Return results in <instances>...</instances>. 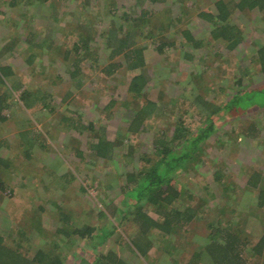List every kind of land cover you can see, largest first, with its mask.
Masks as SVG:
<instances>
[{"label": "rangeland", "instance_id": "rangeland-1", "mask_svg": "<svg viewBox=\"0 0 264 264\" xmlns=\"http://www.w3.org/2000/svg\"><path fill=\"white\" fill-rule=\"evenodd\" d=\"M29 1L0 0V76L6 77L11 71L10 80L2 78L8 84L0 86V94L10 90L8 103L11 104L0 116V179L4 181L0 183L7 187L4 192L0 189V195H3L0 199V236L5 245L30 258L42 248L54 249L55 253L68 257L65 264H97L94 254L100 256L109 252L129 264H173L183 250V256L188 259L196 248H203L206 255L216 256L218 245L215 242L207 249L198 244L197 238L194 243H189L195 229L189 232L192 223L189 230L184 227L168 232L166 229H146L139 218L143 212L157 218L146 199L139 202V190L134 188L135 176L145 172L155 160L141 159L142 154L154 152V138L158 135L154 133L168 124L154 117L147 121L150 124L146 131L124 132L127 126L124 114L136 106L132 100L127 107L123 105L130 99L128 86L136 72L129 68L124 55L117 58L122 65L116 71H105L113 60L108 36L103 33L109 27H116L121 36L131 33L128 43L134 45L133 36L142 37L143 45L150 42L145 52L149 78L143 99L157 101L164 98L168 101L176 94L189 96L188 101H194L200 113L196 117L186 114L185 124L195 131L207 112L196 98L200 90L195 80L200 81V75H204V81L210 84L222 82L226 93L219 92V98L215 99L217 103L226 98L225 94H232L234 89L240 88L236 84L243 73L240 66L246 69L243 73L245 83L250 79L251 84L257 86L263 80V74L249 64L264 43V13L258 8L248 12L236 11L230 23L242 29L243 38L237 47L228 49L223 42L211 41L210 27L198 16L204 9L215 10L216 0H164L156 3L143 0L141 4L137 0H116L117 7L109 4V0ZM181 6L185 7L183 11L191 14L187 12L181 17L183 20H177L176 15L182 13ZM142 8L156 9L163 17L165 14L175 19L170 23L173 28L164 32L173 35L171 40H183L179 31L186 28L204 44L194 47V43L184 39L188 44L178 42L167 51L159 52L147 37L150 31L147 23L141 25ZM110 11L117 16L111 19ZM132 18L135 20H130ZM84 32L93 38L96 35L99 42L92 40L88 51L80 50L82 60L73 74L70 72L73 63L65 62L60 53L63 47L73 48ZM15 82H20L22 87ZM13 84L20 87L15 93ZM26 88L36 98V105L41 101L48 102L52 110L26 109L21 98ZM206 96L212 98L215 94ZM114 99L117 101L112 106ZM187 107L188 104L180 100L178 107L172 108L174 117ZM262 111L264 108L249 111V115H242L239 122L223 118L219 124L221 130L208 140L204 166L197 174L189 171L181 177V183L188 188L186 186V192H182L179 207L193 205L214 219L213 214H217L214 210L223 196L214 179L216 168L232 171L229 173L236 174L237 183L244 188L246 166L257 164L264 167ZM255 124L258 128L263 127L258 137L250 136ZM226 131L229 134H224ZM219 134L223 135L225 145L214 142ZM35 140H39L37 146L28 148ZM101 141L113 144L100 153ZM93 142L101 144L93 148L90 145ZM111 149L113 153L110 155ZM194 175L196 177L192 179ZM208 182L210 187L204 191ZM243 194L241 204L239 200ZM235 196L234 206L240 211L253 209V206L244 204L250 198L249 193L239 189ZM68 214L70 221L60 220L59 217ZM252 215L249 219L254 218ZM236 216L239 219L238 214ZM172 220L174 223L175 219ZM101 222L105 224L100 227V233ZM241 224L247 222L241 221ZM89 225L97 228L94 235L86 242L77 235L79 241H75L76 236L73 237L71 231L84 230ZM205 229L203 226L199 232L203 233ZM105 231L113 234L101 243L99 238L105 236ZM239 231L242 234L243 231L249 232L248 236H253L254 242L262 236L264 227L253 221ZM144 235L151 242L138 239ZM183 237L188 241L181 244ZM147 244L150 245L149 254L145 253ZM132 245L146 259L139 258ZM245 260L247 264H264V253L253 255L252 251H247Z\"/></svg>", "mask_w": 264, "mask_h": 264}, {"label": "trees", "instance_id": "trees-1", "mask_svg": "<svg viewBox=\"0 0 264 264\" xmlns=\"http://www.w3.org/2000/svg\"><path fill=\"white\" fill-rule=\"evenodd\" d=\"M40 1L45 2L49 0ZM150 1L156 3L158 1L162 2L164 0ZM28 2L30 1L28 0ZM137 2L138 4H141L143 0H137ZM109 4L117 7L118 3L116 0H109ZM184 8V6H181L182 13L181 15H176L177 20L181 19L183 15H186L187 12L188 15L191 14L187 10L183 11ZM255 8H258L259 11L264 13V0H216L215 10L204 9L202 12L199 11L198 16L201 17V21L206 22V25L210 27V33L212 37L211 41L223 42L228 49H233L241 43L243 35L242 29L238 25L230 23L231 19L233 18L236 11L248 12L254 10ZM160 13L161 11H157L156 9L148 10L143 8L141 9L140 13V20H142L141 25L144 26L147 23V28H150L147 37L151 40V42H153L152 44L154 45V48L159 52L167 51L168 48L174 47L178 42L184 45L188 44V42L194 43L192 44L194 47L204 44V42L201 40L196 39L191 30L186 28H182L179 32L188 42L184 39L178 41L174 39L171 40L170 36L173 35L169 36L164 32L168 31L171 27L173 28L170 23L175 19L170 16H166L165 14L163 17ZM109 14L111 19L117 16L114 15L112 11H110ZM130 20H135V18ZM160 20L162 21L161 23ZM109 28L110 29L107 32H104L103 35L108 36L107 39L109 46L112 47L110 57L113 61L110 62L108 67L105 68V71H116L122 65V63L117 60V58L124 55L125 60L129 63V68L136 72L132 76L128 86V94L130 95V99H127L123 103V105L127 107L128 102L132 100L136 103V106H134L131 111L125 112L124 114V120L127 122L124 132L126 131V134H130L146 131L148 125L150 124L147 121L153 119L154 117L163 119L165 123L168 124L163 128L159 127L158 131L154 133L158 134L157 137L154 138V152L147 154L148 156L146 153L142 154L141 159L155 160L152 162L150 167L146 168L147 170L145 172L135 176L134 187L139 190L138 192L140 194L137 196L139 198V202H142L143 199H146L149 204L155 205V208L157 209L155 211L160 217L155 220L143 212L139 214V218L144 222L146 229L155 228L161 231L166 229L168 232H171L175 228L171 227V225H179L177 229L180 230L185 224L183 223L184 221L187 225L189 221L200 214V211H198V209L193 205H187L188 207L184 210L179 207L180 205L178 203L181 200L180 197L187 186L181 183V177L185 175V172L189 171H194L197 174L199 172V168L204 166L203 162L205 161L204 158H206L204 155L206 154V147L208 148L209 145L208 140H210L212 136L217 133V131L221 130L219 124L224 117H229L231 118L230 120H237L239 122V119H241L242 115H249V111L251 112L256 108H264V43L256 50V53L252 56L249 64V67H256L257 71L263 74V80H261L259 85L253 86L250 79L247 81V83H245L243 73H245L246 69L240 66L243 73L242 76H239L236 83L238 86H240V88L237 90L234 89L232 94H225L224 98H226L217 103L215 99L219 98V92L225 90L222 82L219 84L213 81L211 82L212 84H210L209 82L204 81V75H200V81L197 79L195 80V82H197L196 84L198 89L200 90V94L196 98H198L197 100L199 105L204 106L207 112L205 114L202 113L205 119L203 118L204 120L202 121L201 126L195 131H192L189 129L188 125L185 124V116L187 114L189 116L196 117L200 112L194 101L191 103L188 101L187 98H190L189 96L183 97L176 94L175 96L170 97L168 101H166L164 98L158 99L157 101L143 99V97H146L144 89L149 78L145 52L149 49L148 46L150 42L147 45H143L141 43L142 37L133 36L136 40L133 45L132 43H128L132 36L131 33L127 34L126 36H124L122 33L123 36H121V32H119L116 27ZM99 36L101 35L99 34ZM92 40L99 42L96 35L93 38L84 32L81 33L79 39L75 41L73 48L64 49L63 47V52L60 54L63 56V60L65 62L73 63L71 65L73 67V69L71 68L70 70L71 73L75 74V70L78 69L77 65L82 60V57L80 56V50L84 49L85 51H88L90 49V42ZM130 46L133 47V50L129 49ZM178 51L179 50H177V52ZM185 54L190 57L188 53ZM251 62L254 63L251 64ZM8 75L9 74L7 73V76ZM4 83V79H2V76H0V86ZM17 83L19 84L20 82H15L14 84L16 85ZM20 86H22L21 83ZM14 89L18 90L20 88L15 87ZM29 92L30 91L26 88L21 96L27 109L32 111H36L37 108L52 110L49 109L51 108V105L48 102L41 101V103L36 105L34 103L36 102V98L33 97V95H31ZM163 92L168 95L166 90ZM224 92L226 93V91ZM210 93L215 94V96L212 98H207L206 95H209ZM8 97H10V90L0 94V116H3L1 115V112L9 105ZM137 99L139 100V103ZM180 100L188 104V107L186 109H184V107L181 110L180 115L174 117L175 111L172 108L178 107ZM116 101L117 100L115 99L112 100L111 105L113 106ZM35 105L36 107H34ZM127 109H130V107ZM162 113L166 115H163ZM261 128L263 127L258 128V125L255 124L254 128H252L254 131L250 136L258 137L260 135L259 132L261 131ZM171 131L172 136L170 137L169 133ZM224 134H229V132L226 131ZM223 140V135L221 136V134H219L218 139L214 142L216 144L223 143ZM261 141L264 140L261 139ZM101 142L103 143V147L102 149L100 148V153H104V150L109 149L111 144H113L111 141ZM100 144V142L96 144L93 142L90 145L95 148L96 145L100 146ZM223 145H225V142ZM110 151L111 155L113 153V149ZM222 163L225 162L222 161ZM261 163L262 162H260V164ZM229 172L232 171H226L219 167H217L214 171V179L218 183L223 194L221 197L222 201H220V204L222 205L219 204L216 206L214 211H218L221 216H224L218 220L217 224H212V229L209 234V236H211L210 239H214L216 236H221V241L217 247L218 253L216 256L212 257V262L214 264H242L245 261L242 253L249 247L248 240L246 239L248 234L244 231L243 234L240 233V228H233V223L230 221L232 218H228L227 220L225 216L228 210L236 209L233 200L236 197L235 194L239 192V189L247 193H257V203H255V209H253L251 213L264 217V167L260 168L257 164L246 166L245 177L247 180L244 188L240 187V185L237 183L236 174L231 175ZM195 177L196 175L191 176L192 179ZM0 181L4 183L3 179H0ZM2 183H0V189H2L1 191L4 192L7 187ZM209 187L210 182H208L207 185L205 184L203 187L204 191L208 190ZM186 188H188V186ZM11 192L13 193L12 189ZM209 194H211V191H209ZM2 196L3 195H0V199ZM244 196L245 195L243 194V197L241 200H239V203H243ZM244 204L247 205V202H244ZM166 205L168 206L167 210L164 208ZM204 213L205 212H203V214ZM205 214L207 215L208 213L206 212ZM59 218L60 220L64 218V220L68 222L70 221L71 217L68 214V216L64 215ZM172 218L175 219V224L173 223ZM104 224L105 223L103 222L99 223L98 228L100 229V233V227H102ZM225 224L228 226H225ZM23 225L24 224H22V226ZM219 225H222V227L219 228ZM96 230L97 228L95 226L89 225L85 226L84 230L80 228L74 229L71 231V235L73 237L76 236L74 238L77 242L79 241L77 235L86 242L88 241V238H91L94 235ZM104 234L105 236H100L101 234L99 235V240L101 243L105 242L106 239L113 234V232L111 231L110 233H107V231H105ZM166 234L167 233H165V235ZM138 239L140 241L144 240L146 242L150 240H148L147 235H144ZM149 242H151V240ZM212 242L217 244L218 241L212 240ZM211 245L212 244H210V247ZM149 246L150 245L147 244L145 247V253L147 254ZM207 248L209 247H206V249ZM255 250L257 252L264 251V232L256 244ZM142 255L143 257L145 256L144 254ZM94 257V260H96L97 264H129L124 259L117 257V255L113 252H109L107 255L100 256L94 254ZM67 258L68 257L64 258L63 255L55 253L54 249L49 251L45 250L44 248L40 249L33 258H30L22 254L19 250L5 245L3 238L0 236V264H65V259ZM173 264H176L175 261ZM196 264H199L198 261Z\"/></svg>", "mask_w": 264, "mask_h": 264}, {"label": "crops", "instance_id": "crops-1", "mask_svg": "<svg viewBox=\"0 0 264 264\" xmlns=\"http://www.w3.org/2000/svg\"><path fill=\"white\" fill-rule=\"evenodd\" d=\"M10 56V55H9ZM4 75V74H3ZM2 78H6V80H10V75H9V78H8V76H6V77H3L2 76ZM5 84H8V82L7 81H5ZM20 87H22V86H20ZM19 87V88H20ZM15 87H14V84H13V86H12V90H13V92L15 93V91H17V90H15L14 89ZM19 90V89H18ZM25 105V104H24ZM25 107H26V105H25ZM26 109H27V107H26ZM31 127V126H30ZM86 129H88V127L86 126ZM23 133H25V131H23ZM5 140V139H4ZM6 141V140H5ZM4 141V142H5ZM1 143V142H0ZM39 143V140H35L34 141V143H33V145H31V146H27L28 148H32V147H35V146H37V144ZM11 144V143H10ZM10 147H12L11 145H10ZM11 159V158H10ZM6 160V159H5ZM9 160V159H8ZM250 194V198L246 201L247 202V204H249L250 206H253V209H255V206H256V204L255 203H257V193L256 192H252V193H249ZM153 208H154V211L155 210H157L156 208H155V205H153V204H150ZM167 205L164 207V208H166V210H167ZM188 206H183V210L185 209V208H187ZM236 208V207H235ZM253 209H249V211H247V210H244V209H241V211L239 210V208H236V209H231V210H228V213H230V214H228L227 215V213L225 214V216H226V219L228 220V218H232V220H230V221H232V223H233V228H235V229H238V228H242V227H245V225H246V227L247 226H249V225H251V223L253 222V221H257V222H259V224H260V226L261 227H264V217H262V216H259V215H256V214H254V215H252V217H254V218H252V219H249L250 218V216H251V211L253 210ZM156 212V211H155ZM239 212H241V213H239ZM156 214H157V218H155L154 216H151V215H149L152 219H155V220H157L160 216L158 215V213L156 212ZM238 214V216H239V219L237 218V215ZM148 215V214H147ZM214 215V219H210V216H209V214H203V210L202 209H200V214L198 215V217L197 218H193L191 221H189V223L187 224V226H186V222L184 221L183 223H185L184 225H183V227L182 228H184L185 227V229L187 228L188 229V226H190V224L192 223V225H191V228H190V230H189V232L191 231V229L192 228H194L195 227V229H194V231H193V233H191L192 234V238L191 239H189V243H194V238H197V241H199L200 243H198V244H202V246L206 249V247H207V245H209L211 242H212V240L213 241H215V240H217L218 242H217V245L219 244V242L221 241V236H216L214 239H210V237L211 236H209V234H210V232H211V229H212V224L213 223H216L217 224V222H218V220L220 219V218H222V217H224V216H221V214L217 211V214H213ZM242 215V216H241ZM226 221V220H225ZM241 221H246L247 222V224H241ZM224 225V224H223ZM203 226H205L206 227V229H205V231L202 233V232H199L200 231V229L201 228H203ZM225 226H228L227 224H225ZM176 229L179 227V225L178 226H174ZM220 227H222V225H219V228ZM229 227H231V226H229ZM173 229L172 231H177V230H179V229ZM153 229H155V228H153ZM264 232V231H263ZM246 233V232H245ZM247 234L249 235V232H247ZM263 234V233H262ZM167 235V234H166ZM251 235H252V233H251ZM168 236V235H167ZM196 236H198V237H201L200 239L198 238V237H196ZM203 237V238H202ZM253 236H247L246 237V239L248 240V243H249V247L246 249V251H243V257H244V259H245V252H247V251H252V253H253V255H259V254H262V253H264V251H260V252H257L256 250H255V246H256V244L258 243V241L260 240V238L259 239H257L256 241H254L253 242ZM183 241L181 242V244H184V243H186V241L185 240H187L188 241V239H185L184 237H183ZM200 240H202V243H201V241ZM135 248H133V247ZM131 247H132V250L134 251V253L139 257V258H141V259H144L145 258V256L143 257L142 256V254L140 253V250L138 249V248H136V246L135 245H132ZM192 250V249H191ZM184 253H185V251L183 250V253L182 254H180V257H178V258H176L175 259V263L176 264H196V262L198 261V263L199 264H214L213 262H212V256H210V255H206L205 253H204V249L203 248H200V249H198V248H196L195 250H194V252H193V254L192 255H190L189 257H188V259L186 258V257H184L183 255H184ZM148 254H149V252H148ZM121 258V257H120ZM186 258V259H185ZM123 259V258H122ZM146 259V258H145ZM242 264H247L246 263V260L242 263Z\"/></svg>", "mask_w": 264, "mask_h": 264}]
</instances>
